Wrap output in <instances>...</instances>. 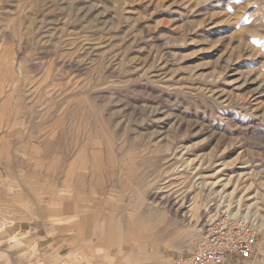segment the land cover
I'll list each match as a JSON object with an SVG mask.
<instances>
[{"label": "rangeland", "instance_id": "rangeland-1", "mask_svg": "<svg viewBox=\"0 0 264 264\" xmlns=\"http://www.w3.org/2000/svg\"><path fill=\"white\" fill-rule=\"evenodd\" d=\"M24 206L110 264H177L248 215L228 263L264 264V0H0V217Z\"/></svg>", "mask_w": 264, "mask_h": 264}, {"label": "crops", "instance_id": "crops-1", "mask_svg": "<svg viewBox=\"0 0 264 264\" xmlns=\"http://www.w3.org/2000/svg\"><path fill=\"white\" fill-rule=\"evenodd\" d=\"M22 208L19 216L0 217L10 220L0 229V237H5L0 240V264H110L96 254L100 246L82 221L66 217L50 222L44 213ZM70 219L74 223L67 222Z\"/></svg>", "mask_w": 264, "mask_h": 264}, {"label": "built area", "instance_id": "built-area-1", "mask_svg": "<svg viewBox=\"0 0 264 264\" xmlns=\"http://www.w3.org/2000/svg\"><path fill=\"white\" fill-rule=\"evenodd\" d=\"M259 229L248 215L224 212L207 223L205 234L177 264H226L251 259Z\"/></svg>", "mask_w": 264, "mask_h": 264}, {"label": "bare ground", "instance_id": "bare-ground-1", "mask_svg": "<svg viewBox=\"0 0 264 264\" xmlns=\"http://www.w3.org/2000/svg\"><path fill=\"white\" fill-rule=\"evenodd\" d=\"M175 207V206H174Z\"/></svg>", "mask_w": 264, "mask_h": 264}]
</instances>
